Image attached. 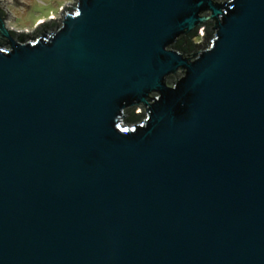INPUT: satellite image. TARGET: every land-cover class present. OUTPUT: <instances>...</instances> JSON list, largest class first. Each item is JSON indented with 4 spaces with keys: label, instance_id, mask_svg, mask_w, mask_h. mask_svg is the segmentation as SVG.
Masks as SVG:
<instances>
[{
    "label": "water",
    "instance_id": "1",
    "mask_svg": "<svg viewBox=\"0 0 264 264\" xmlns=\"http://www.w3.org/2000/svg\"><path fill=\"white\" fill-rule=\"evenodd\" d=\"M53 20L0 27V264H264V0Z\"/></svg>",
    "mask_w": 264,
    "mask_h": 264
},
{
    "label": "rangeland",
    "instance_id": "2",
    "mask_svg": "<svg viewBox=\"0 0 264 264\" xmlns=\"http://www.w3.org/2000/svg\"><path fill=\"white\" fill-rule=\"evenodd\" d=\"M28 6L4 4L10 12V18L14 20V27L20 29H30L33 32L38 24L50 18H60L62 8L68 4L76 3V0H19ZM36 26V27H35ZM34 28V30H33Z\"/></svg>",
    "mask_w": 264,
    "mask_h": 264
},
{
    "label": "trees",
    "instance_id": "3",
    "mask_svg": "<svg viewBox=\"0 0 264 264\" xmlns=\"http://www.w3.org/2000/svg\"><path fill=\"white\" fill-rule=\"evenodd\" d=\"M213 34L212 24L207 23L204 27L197 29L190 35L182 37L175 46V49L184 55H192L206 48L213 40ZM128 114L131 123L141 122L144 116V114L142 112L139 113L137 109L131 110Z\"/></svg>",
    "mask_w": 264,
    "mask_h": 264
},
{
    "label": "flooded vegetation",
    "instance_id": "4",
    "mask_svg": "<svg viewBox=\"0 0 264 264\" xmlns=\"http://www.w3.org/2000/svg\"><path fill=\"white\" fill-rule=\"evenodd\" d=\"M19 0H0V27H4L6 31L15 39H19L24 34H32L37 35L40 34L42 31L47 29L49 26H54L57 23L53 20L52 22H43L38 25L35 31L30 33V29H20L14 27V20L10 19V12L4 7V4H10V6H15L19 4ZM36 27V26H35ZM34 30V28H33ZM0 45L3 47L9 46V39L2 36L0 32Z\"/></svg>",
    "mask_w": 264,
    "mask_h": 264
}]
</instances>
